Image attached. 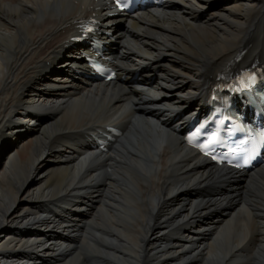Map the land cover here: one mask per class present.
Listing matches in <instances>:
<instances>
[{
  "label": "bare ground",
  "instance_id": "1",
  "mask_svg": "<svg viewBox=\"0 0 264 264\" xmlns=\"http://www.w3.org/2000/svg\"><path fill=\"white\" fill-rule=\"evenodd\" d=\"M211 1L0 0V264H264V166L212 167L174 130L241 52L264 66V0ZM94 16L115 82L73 41Z\"/></svg>",
  "mask_w": 264,
  "mask_h": 264
},
{
  "label": "rangeland",
  "instance_id": "2",
  "mask_svg": "<svg viewBox=\"0 0 264 264\" xmlns=\"http://www.w3.org/2000/svg\"><path fill=\"white\" fill-rule=\"evenodd\" d=\"M215 1H216V0L211 1V4H214ZM176 2H177V0H173V1H171L169 4H173V3H176ZM213 2H214V3H213ZM206 10H207V12H210V11H211V9H210V8L208 9V7H207ZM63 64H64V65H65V64H68V65H69V63H68L67 61H66L65 63H63ZM36 125H37V124H36ZM36 125L32 124L33 127H36ZM212 167H213V166H212Z\"/></svg>",
  "mask_w": 264,
  "mask_h": 264
}]
</instances>
